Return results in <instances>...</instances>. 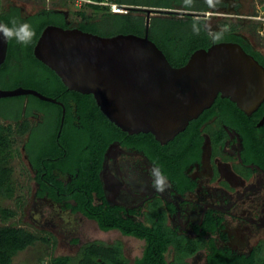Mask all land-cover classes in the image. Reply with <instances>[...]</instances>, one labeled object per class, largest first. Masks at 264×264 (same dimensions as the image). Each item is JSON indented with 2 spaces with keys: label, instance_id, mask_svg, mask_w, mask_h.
I'll list each match as a JSON object with an SVG mask.
<instances>
[{
  "label": "trees",
  "instance_id": "obj_1",
  "mask_svg": "<svg viewBox=\"0 0 264 264\" xmlns=\"http://www.w3.org/2000/svg\"><path fill=\"white\" fill-rule=\"evenodd\" d=\"M155 5L161 4L155 3ZM94 8L95 12L100 10L96 6ZM133 11L136 10L128 9L125 13L105 11L102 19L95 20L92 14L79 10L77 14L80 19L75 26L102 35L105 30L102 26L107 25L108 18L111 23L117 24L119 32L140 35L144 31V19L142 15H133ZM63 16V13L60 14L55 9H40L36 14L26 18L21 16L18 8L0 12V21L4 25L18 27L22 23H29L34 30V36L27 44L18 42L16 38L8 39L6 58L0 66V84L33 88L62 103L60 105L41 100L30 94L0 98V102L15 100L17 104L14 115L0 113V118L3 120L17 122L22 118L26 120L27 117L38 114L42 118V126L39 130L36 126L31 128L29 139L24 144L27 158L32 168L36 170L34 179L39 183L37 195H48L54 201L62 202L64 207L73 213L79 212L95 221L104 231L118 230L125 236L144 240L142 255L131 264H191L188 258L193 257L203 247L202 242L199 239L180 235L167 225L165 213L161 210L158 201L154 202L156 204L155 209L152 210L154 213L149 214L154 215L151 219L146 213L143 214V219H131L126 217L122 208L111 205L103 198L99 172L103 152L111 141L118 140L125 147L133 146L144 150L154 164L167 174H169L167 166L172 163V152H166L163 145L151 133L140 132L129 135L121 130L101 112L92 94L67 89L58 75L34 56L33 47L42 29L48 24H62ZM190 20L198 22L205 28L202 21L192 18ZM183 23L185 24V21H182L179 27L183 28ZM169 27L158 33L149 34V37L173 66L185 64L194 49L230 37L226 33H218V37L213 38L207 29L174 33ZM225 102L220 111V118L223 121L248 119L234 102L228 99ZM62 106L65 108L63 121H61ZM197 121L198 117L191 120L192 123ZM11 133V123L0 124V196L3 197H10L14 190L11 180L13 169L9 165ZM55 169L60 173L69 174L70 181L65 184L59 175L53 173ZM13 214V211L7 208L0 209L3 220L12 217ZM36 240L47 241V238L38 237L20 226L1 225L0 264H13V256L34 244ZM72 242L79 241L73 239ZM169 248L172 249V259L167 261L165 253ZM45 264H129V260L122 251L121 241L109 243L92 240L80 244L75 255L50 256ZM207 264L243 263L224 253L208 252Z\"/></svg>",
  "mask_w": 264,
  "mask_h": 264
},
{
  "label": "flooded vegetation",
  "instance_id": "obj_2",
  "mask_svg": "<svg viewBox=\"0 0 264 264\" xmlns=\"http://www.w3.org/2000/svg\"><path fill=\"white\" fill-rule=\"evenodd\" d=\"M196 1L202 5H124L145 6L144 8L152 11L148 35L151 20L168 15L179 19L189 16L203 24L209 16H233L242 19L241 21H253L260 25L264 16V0ZM11 8H18L25 18L37 13L35 11L24 16L23 7L15 3L8 6L7 12ZM252 8H255L257 14H247L246 11ZM133 9L145 14L146 20L145 10ZM55 10L64 14L62 24L57 26L77 27L68 20L66 11ZM190 12L203 15L196 16ZM260 25L256 26V32L262 35L264 28ZM220 31V34L226 33L230 37L199 48H208L218 42L238 43L264 67V36L257 41L249 34L233 28L230 23ZM144 33L145 26L140 35ZM208 33L213 38L218 37L212 30H208ZM227 99L218 95L206 112L198 116V123L190 121L182 132L162 144L166 152H172V163L167 166L170 175L160 170L166 177L167 184L163 192L157 191L154 186L151 169L157 166L144 150L133 146L125 147L120 141L114 140L103 152L99 172L103 198L111 205L122 208L126 217L131 219H143L150 204L158 201L165 213L167 225L180 235L202 242L203 247L188 258L191 264H207L208 252L224 253L243 264H254V261L256 264L264 263V101L250 115L242 111L247 120L223 121L220 111ZM63 106L62 113L65 111ZM17 123L21 131L25 129L20 152L33 173L32 179L36 185L34 198L59 205L61 211H68L71 216L79 214L86 220H91L79 212L73 213L62 202L54 201L48 195H37L39 183L34 179L36 170L27 158L24 144L29 139L30 129L36 126L39 130L42 126V118L38 114L29 116L26 120L22 118ZM53 173L59 175L65 184L71 179L69 174L60 173L57 169Z\"/></svg>",
  "mask_w": 264,
  "mask_h": 264
},
{
  "label": "water",
  "instance_id": "obj_3",
  "mask_svg": "<svg viewBox=\"0 0 264 264\" xmlns=\"http://www.w3.org/2000/svg\"><path fill=\"white\" fill-rule=\"evenodd\" d=\"M127 7L145 10L144 35L103 36L48 24L36 40L34 56L67 89L92 94L101 112L121 130L131 135L151 133L161 144L182 132L218 95L246 115L264 101V67L238 43L218 42L195 49L185 64L173 66L149 38L152 11ZM7 47L8 39L0 33V66ZM29 94L62 105L36 89L0 87V98Z\"/></svg>",
  "mask_w": 264,
  "mask_h": 264
},
{
  "label": "rangeland",
  "instance_id": "obj_4",
  "mask_svg": "<svg viewBox=\"0 0 264 264\" xmlns=\"http://www.w3.org/2000/svg\"><path fill=\"white\" fill-rule=\"evenodd\" d=\"M118 2L140 4L151 6L152 4H168L170 6H176L183 4L188 7H198L202 3L196 0H117ZM12 3L23 7L22 14L25 16L27 13H33L40 9H62L66 11L68 20L76 24L80 16L77 11L83 10L86 14H92L93 19L100 20L103 18L106 9L95 11H85L75 7L72 0H0V12L7 11L8 6ZM145 7V6H140ZM247 14H257L255 8L246 11ZM133 15H142L145 26V14L139 12H132ZM261 15V14H260ZM263 15V14H262ZM229 19V20H227ZM231 20V21H230ZM242 19L237 17H222L218 16L212 18L209 16L205 20L203 28L198 22L191 21L189 16H185L182 19L169 16L156 18L155 21L151 20L150 34L158 33L166 27L172 29L174 33L181 32L183 30H189L191 32L201 30H212L218 35L220 30L225 27L227 23H230L233 28L243 31L249 34L255 40L260 41V37L264 34L256 32V26L260 23L253 21H241ZM183 28L179 27L182 25ZM107 22V23H106ZM107 25L102 26L105 30L102 32L103 36H111L119 32L117 24L111 23L110 20H106ZM154 23V25H153ZM178 24V25H177ZM262 24V21H261ZM101 25V24H100ZM99 25V26H100ZM153 25V26H152ZM261 26V25H260ZM179 27V28H178ZM264 33V32H263ZM101 35V34H100ZM3 89H13L9 84L2 85ZM18 87V86H17ZM29 88V87H25ZM17 109L15 100H10L7 103L0 102V113L3 115H14ZM31 120V119H29ZM11 123V156L9 158V165L13 169L12 184L14 187L13 194L10 197L0 196V209L7 208L13 211V216L3 220L0 216L1 225H13L23 227L38 237H46L47 241L36 240L34 244L26 247L25 249L18 251L12 258L13 264H45L50 256L58 255H75L78 251L80 244L92 240H101L104 242L112 243L114 241H121L122 251L125 257L131 264L135 259L142 255L145 241L132 236H124L120 232H107L100 229L95 221L86 220L79 214L71 216L68 211H61L59 205L51 204L50 201L45 202L44 199L34 198V191L36 185L32 179V172L23 159L20 152V146L23 139V131L20 130V125L14 121L3 120L0 118V124L8 125ZM28 124V123H27ZM29 125V124H28ZM156 204L152 203L149 206V210L146 212V216L151 219L154 215H149ZM118 231V230H113ZM73 239H78V243H73ZM116 245V244H115ZM117 246V245H116ZM115 246V247H116ZM167 261L172 259V249L169 248L165 253Z\"/></svg>",
  "mask_w": 264,
  "mask_h": 264
},
{
  "label": "clouds",
  "instance_id": "obj_5",
  "mask_svg": "<svg viewBox=\"0 0 264 264\" xmlns=\"http://www.w3.org/2000/svg\"><path fill=\"white\" fill-rule=\"evenodd\" d=\"M15 25V21H13ZM0 33L6 39L16 38L18 42L27 44L30 42L31 38L34 36V30L29 23H22L18 27H9L4 24H0ZM151 174L154 177V186L157 191L163 192L165 190L166 177L161 173L158 167H153L151 169Z\"/></svg>",
  "mask_w": 264,
  "mask_h": 264
},
{
  "label": "built area",
  "instance_id": "obj_6",
  "mask_svg": "<svg viewBox=\"0 0 264 264\" xmlns=\"http://www.w3.org/2000/svg\"><path fill=\"white\" fill-rule=\"evenodd\" d=\"M75 7L84 9L85 11H94L95 6L101 9H106L111 13H125L128 11L127 5L119 4L114 0H72ZM264 4V3H263ZM264 15V13H263ZM262 27L264 28V16L261 18Z\"/></svg>",
  "mask_w": 264,
  "mask_h": 264
},
{
  "label": "crops",
  "instance_id": "obj_7",
  "mask_svg": "<svg viewBox=\"0 0 264 264\" xmlns=\"http://www.w3.org/2000/svg\"><path fill=\"white\" fill-rule=\"evenodd\" d=\"M107 232H119V231L108 230V231H106V233H107Z\"/></svg>",
  "mask_w": 264,
  "mask_h": 264
}]
</instances>
